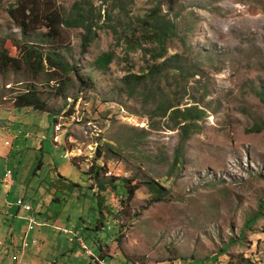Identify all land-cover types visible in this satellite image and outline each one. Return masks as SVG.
I'll return each instance as SVG.
<instances>
[{
	"label": "rangeland",
	"instance_id": "rangeland-1",
	"mask_svg": "<svg viewBox=\"0 0 264 264\" xmlns=\"http://www.w3.org/2000/svg\"><path fill=\"white\" fill-rule=\"evenodd\" d=\"M75 1L57 4L67 15ZM13 2L0 0V44L10 56L17 52L8 35L19 34L6 13ZM156 5L177 29L166 56L179 54L192 68L182 79L168 73L158 87L181 110L203 111L186 139L182 121L179 127L166 118L151 122L137 102L119 96L120 79L140 73L145 63L140 50L127 54L105 29L85 53L82 31H65L69 51L62 54L77 69L68 75L67 92L78 99H48L45 88L55 116L14 109L13 96L25 85L0 75V264H97L87 251L106 264H264V129L248 133L264 124L256 94L264 93V0H133L129 16ZM108 50L114 53L109 69L95 70L94 58ZM79 75L95 88L81 85ZM176 148L181 163L171 167ZM97 150L103 190L86 175ZM7 171L12 188L1 182ZM122 178L138 184L129 201ZM149 178L168 190L164 200L148 203L151 194L141 182ZM19 200L42 210L37 220L47 226L29 233L27 253L14 263L6 233L22 236L26 222L20 229L13 218ZM98 219L103 229H95Z\"/></svg>",
	"mask_w": 264,
	"mask_h": 264
},
{
	"label": "trees",
	"instance_id": "trees-1",
	"mask_svg": "<svg viewBox=\"0 0 264 264\" xmlns=\"http://www.w3.org/2000/svg\"><path fill=\"white\" fill-rule=\"evenodd\" d=\"M99 2V6H94L86 0L75 1L67 15L61 12L57 0H14L9 4L6 13L19 34L17 37L12 33L9 34L8 40L15 47L17 54L10 56L3 48V44H0V75L6 78L11 74L17 77L13 84L25 85L23 89L16 90L13 96L14 109L29 108L46 113L48 116L53 114L55 116L56 113L48 108L47 101L43 98L45 88L50 89L48 99H66L72 96L76 101L78 97L74 94L69 96L67 92L70 81L68 75L77 73V69L76 64H69L62 54L63 50L69 51V47L65 46L64 33L68 29H80L82 31L80 48L81 52L85 53L97 39V31L105 29L114 36L115 45L122 46L127 54L140 50L145 63L140 73L128 72L120 79L119 96L137 102L143 114L151 122L154 117L166 118L175 127H179V121H182L183 125L180 129L184 133L183 139H186L190 127L195 120L201 118L203 111L197 108L181 110L179 104L170 97L164 96L158 87L159 79L168 73H173L182 79L192 70L179 54L166 56L167 42L177 37L175 23L166 13H161L160 5L147 10L144 15L129 16L128 9L133 4V0H99ZM103 6L104 8L101 9ZM113 59V51L108 50L97 55L92 65L95 70L106 72ZM77 79L88 89L95 88L89 76L79 75ZM256 94L264 105V93L256 92ZM150 105L153 106L152 109L149 108ZM262 129L264 124H255L248 133ZM108 151L116 155L111 145L108 146ZM101 156L102 152L97 150L94 163L89 167L86 175L95 180L99 189L103 190L105 182L99 179L103 168L95 165ZM179 163H181V148H176L171 167ZM59 178L63 177L59 175ZM120 180L125 197L127 196L129 201L134 191L138 189V184L130 186L134 180L125 178ZM141 184L145 185L151 194L149 204L162 201L168 195V190L153 179L149 178ZM90 189L92 190V187ZM98 200L101 210L102 202L99 198ZM261 203L264 204V200ZM259 215L260 213H256L248 218L244 228L250 229ZM37 222L46 221L37 220ZM103 226L101 219H98L95 229H103ZM98 247L101 253V244Z\"/></svg>",
	"mask_w": 264,
	"mask_h": 264
},
{
	"label": "built area",
	"instance_id": "built-area-1",
	"mask_svg": "<svg viewBox=\"0 0 264 264\" xmlns=\"http://www.w3.org/2000/svg\"><path fill=\"white\" fill-rule=\"evenodd\" d=\"M54 129H55V131H57V125L54 127ZM5 145H7V143H5ZM67 153L68 152L65 153V156L66 157H67ZM101 166L104 169L103 164ZM88 169H89V167H88ZM105 174L110 176L112 173H111V171H107ZM3 183L5 185H8V186H11L12 185L11 172L10 171H7L6 174L4 175ZM18 206L21 207V208H23L25 211H28V212H31L32 213V215L27 218L26 234L21 238V243H20V247H19L20 248V251H24L26 249V247H27V236H26V235H28L27 233H29L30 231H32L34 229V227H44V226H47V223L46 222H44V223H38L37 220H36L35 215L33 214V209L29 205L23 204V202L21 200L18 201ZM31 244H35V241L32 240V243ZM79 245L81 246V248L84 251H87L86 246L84 244H82V242L80 241V239H79ZM87 254L90 257H92V254L90 253V251H87ZM12 260H16V258L15 257H12ZM93 260L97 264H106L103 259L98 260L97 258H93Z\"/></svg>",
	"mask_w": 264,
	"mask_h": 264
},
{
	"label": "crops",
	"instance_id": "crops-1",
	"mask_svg": "<svg viewBox=\"0 0 264 264\" xmlns=\"http://www.w3.org/2000/svg\"><path fill=\"white\" fill-rule=\"evenodd\" d=\"M6 174V173H5ZM4 174V175H5ZM3 180H4V178H2V180H1V182H3ZM5 187H7V188H12V187H14V184L12 185V186H8V185H5ZM17 211H16V213L13 215V218L15 219V220H17V223H18V225L20 226V229L21 228H23V226H22V224L24 223V222H26V225H27V218L29 217V216H31L32 215V213L31 212H28V211H25L24 209V213H21V209L17 206ZM33 214L35 215V217L37 218V219H42L43 217H42V210H39L38 212L36 211V210H33ZM26 225H25V227H24V229H23V231H22V229H21V231L20 232H23L22 233V236H18V235H15L14 233H12L11 235H9V234H7L6 233V239L8 240V238H9V236H10V242H9V245L7 246V248L8 249H11V257H15L16 258V260H12L11 259V257H10V259H11V261L12 262H14V263H16L17 261H18V257H22V256H24L25 254L24 253H27V251H26V249L28 248V247H26V249L24 250V251H20V243L19 244H17V242H16V240H20L21 241V238L26 234ZM44 227H46V226H44ZM34 228H36V227H34ZM34 230V229H33ZM32 230V231H33ZM9 233H10V231H8ZM31 232V231H30ZM29 232V233H30ZM29 233H27L28 235H29ZM19 234V233H18ZM21 234V233H20ZM28 235H26L27 236V239H28ZM17 236V237H16ZM1 244V243H0ZM35 245H36V242H35V244H31V246H33V247H35ZM16 250H19L20 252V255L18 256V254L15 252ZM6 252V251H5ZM92 254V253H91ZM92 259L94 258V256L92 255V257H91ZM17 264H19V263H17Z\"/></svg>",
	"mask_w": 264,
	"mask_h": 264
}]
</instances>
